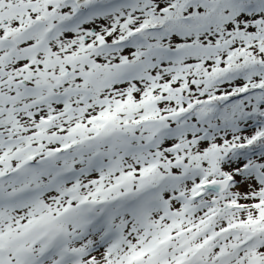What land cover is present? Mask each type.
<instances>
[{
	"label": "snow or ice",
	"instance_id": "6c2138e0",
	"mask_svg": "<svg viewBox=\"0 0 264 264\" xmlns=\"http://www.w3.org/2000/svg\"><path fill=\"white\" fill-rule=\"evenodd\" d=\"M0 264H264V0H0Z\"/></svg>",
	"mask_w": 264,
	"mask_h": 264
}]
</instances>
